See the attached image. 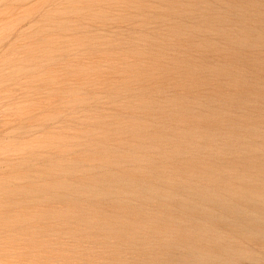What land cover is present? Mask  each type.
<instances>
[{
  "label": "rangeland",
  "instance_id": "1",
  "mask_svg": "<svg viewBox=\"0 0 264 264\" xmlns=\"http://www.w3.org/2000/svg\"><path fill=\"white\" fill-rule=\"evenodd\" d=\"M0 264H264V0H0Z\"/></svg>",
  "mask_w": 264,
  "mask_h": 264
},
{
  "label": "bare ground",
  "instance_id": "2",
  "mask_svg": "<svg viewBox=\"0 0 264 264\" xmlns=\"http://www.w3.org/2000/svg\"><path fill=\"white\" fill-rule=\"evenodd\" d=\"M41 188V187H40ZM232 256V255H231Z\"/></svg>",
  "mask_w": 264,
  "mask_h": 264
}]
</instances>
